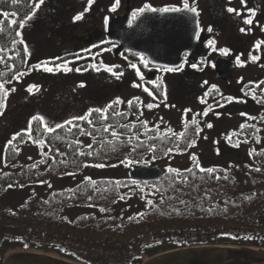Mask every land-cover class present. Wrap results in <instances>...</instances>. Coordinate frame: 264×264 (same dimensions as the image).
<instances>
[{
  "label": "trees",
  "instance_id": "16d2710c",
  "mask_svg": "<svg viewBox=\"0 0 264 264\" xmlns=\"http://www.w3.org/2000/svg\"><path fill=\"white\" fill-rule=\"evenodd\" d=\"M38 2L0 0V12L12 14L19 26ZM0 28L5 31L0 46L2 71H8L0 80L7 82L23 68L15 57L20 51L8 40L10 24L3 22ZM139 68L145 71L149 65L141 61ZM151 90L162 97L160 85ZM231 94L240 103L253 101L242 115L241 125L246 127L241 130L240 126L230 139L236 153L231 155L242 151L243 159L226 157L213 165L199 158L202 129L197 121H187L174 130L160 129L145 119L135 102L111 104L106 120L92 112L52 132L33 120L31 138L22 132L4 150L0 264L15 253L40 254L72 264H144L189 248L264 250V83ZM193 140L194 146L188 147ZM25 145L36 148L39 158L17 166ZM172 160L174 164L181 160V165L173 166ZM162 162H167L164 175L155 184L120 177L82 180L64 189L43 187L63 176L79 175L88 167L133 169ZM100 164L104 167L95 166ZM37 189L45 191L37 194Z\"/></svg>",
  "mask_w": 264,
  "mask_h": 264
},
{
  "label": "rangeland",
  "instance_id": "374dc122",
  "mask_svg": "<svg viewBox=\"0 0 264 264\" xmlns=\"http://www.w3.org/2000/svg\"><path fill=\"white\" fill-rule=\"evenodd\" d=\"M55 1L59 5L58 0H43L40 7L38 9L35 8V15L31 13L30 16H32V19L21 29L25 36L24 44L28 48L29 53L28 65L25 70L23 68V70L20 71H24L25 74L21 76L19 80L12 79L17 74H13V77L7 82H2L0 80V83L5 85V89L9 90L8 96L4 101L5 106L0 110V172L6 169L3 165L5 145H7L9 141H13L12 138L17 133L26 132L29 128V121L32 123V121L35 120L33 117H42L44 124L56 129L55 126L57 124L64 125L67 124L65 123L66 121H77L73 118L83 116L89 112L90 109H105L106 106L113 104L117 98L123 101L120 103L121 105H129L128 101L138 103L140 110L143 111L142 115H144L145 119L160 129L165 128L167 130H174V127L181 126L183 123L192 120V117L195 116L196 121L200 124L202 129V135L198 141V148L201 149L199 158L205 161V163L213 165L222 162V159L226 157L237 158L239 161L243 159L244 154H242L241 149V152L235 157L231 155L236 153L232 148L229 137L231 138V136L236 134L239 130L243 120L242 113H245L244 108H251L250 105L253 101L249 99L240 103L238 100L234 99L228 102L226 98H235L231 92H241L245 86L257 84L246 82L234 83L228 85L227 89L217 82L205 79V69L196 71L199 73L198 75L188 66L178 71L159 72L156 77L147 81L142 75V70L139 68L141 61L129 60L123 57V55H119L117 59H113L110 49L98 47L92 50V53H94L93 55H91V53H86L83 56V69L87 68L88 70H83L82 84L84 86L81 87V94L78 93V96H76L73 92L74 89H72L74 88L73 76L69 78L70 81L67 83H65L64 80V77L69 73L67 75L56 76V79H51V72L35 70L33 68L34 65L42 61L51 63V58L56 59L57 62L64 61L58 58L60 52V50H58L60 47L59 42H49L50 40L47 39L43 32L40 33V30L44 28L42 25L43 21ZM107 1L111 0H93L91 5L104 2L108 7ZM121 2L120 9L124 7V0ZM130 2V12H135L145 5H149L151 8L155 9L165 7L181 9L184 8L187 2L190 8L197 9L199 25L204 32L213 23L209 16L210 12L208 7L212 4H221L223 0H130ZM73 4L78 14L83 13L82 20L84 26H89L92 20L89 19L91 17V5L89 6L88 0H73ZM86 8L88 9L87 11H85ZM119 14H121V11L116 15H112L110 12L102 14L98 17V20L101 22L99 27L102 26V23L105 25L107 22L112 21ZM10 17L13 18L12 14L6 18L3 13L0 12V26ZM72 18L73 16L68 18L67 23H71ZM260 19L261 16L257 17V14H255L253 17L254 21H252L251 25L257 27V24L260 25ZM232 34L234 33L232 32ZM217 38V35L214 34L212 37L214 44ZM51 39L56 40V38ZM220 42H223L221 37ZM92 64L97 65L100 70L97 71L89 67V65ZM133 64L136 65L135 68L130 66ZM113 65L118 66L114 68L115 72L122 73L118 79L116 76L104 70L105 66ZM46 66H48V64ZM242 66L246 67L247 75L254 76L262 74L264 73V55L260 57L256 66L255 64L252 66L243 64ZM138 68L142 72L139 76L137 75ZM7 72L8 71H2V66H0V79L6 75ZM240 73L241 71L237 72L236 76L239 77ZM141 77H143V79H141ZM145 80L149 83L148 85L145 84ZM205 81H207V84L204 83ZM30 85H38L39 91L34 90L33 93L30 94L27 91ZM159 85L161 86V98L156 97L151 92V88L158 87ZM213 85L215 89H213ZM11 89H15V91H11ZM145 89L148 91H145ZM149 92H151L152 95H149ZM205 93H207V96H205ZM134 97H138L139 99L134 100ZM201 100L204 102L202 103ZM148 103L153 104L152 109L146 107ZM209 109L211 110L208 111ZM185 110L190 111L186 112ZM205 111H208L206 116L203 115ZM208 123H211L213 126L208 128ZM38 158L39 152L37 149L25 145L20 150L16 164L17 166L26 165L34 162ZM180 161L181 160L174 164V160H172L171 164H173V166H179L181 165ZM185 162L187 161H184V163ZM166 164L167 162H162V164L156 166L162 169L163 165ZM130 170L131 169L124 168L102 169L88 167L79 175L63 176L43 187L47 186L49 190L64 189L72 187L82 180L127 177ZM43 191L41 189L35 190L37 194H42Z\"/></svg>",
  "mask_w": 264,
  "mask_h": 264
},
{
  "label": "flooded vegetation",
  "instance_id": "af4514ba",
  "mask_svg": "<svg viewBox=\"0 0 264 264\" xmlns=\"http://www.w3.org/2000/svg\"><path fill=\"white\" fill-rule=\"evenodd\" d=\"M58 1H59V5L55 1L54 5L48 11V14L46 15V18L44 19L42 24L44 28L40 30V33L43 32V34L47 37V39L50 40L49 42L52 41L59 42L60 47L58 50H60V52L58 54V58L59 60H64L63 62H57L56 59L51 58L50 60L52 62L47 63L48 67L60 65L66 61H71L73 63V66L72 63L68 65L73 69V71L51 72L50 73L51 79H56V76L67 75L69 73L67 76L64 77L65 83L70 81L69 78L73 76L74 88L72 89H74L73 92L75 93V95L78 96V93L81 94L80 85L82 84V73H83L82 60L84 54L91 53V55H93L94 53H92L93 52L92 50H95L98 47H104L110 49L111 53L116 48L115 44L107 42L105 38L106 26L108 22L105 25L102 23V26L99 27V24L101 22L98 20V17H100L102 14L106 12H110L112 15H116L119 11H121V14L116 16L113 20L122 17L125 15L126 3L127 2L129 3V8H130L131 2L130 0H124V7L122 9H120L122 0L107 1L106 3L109 5L108 7L104 2H101V4L99 2L98 4L91 5V10H90L91 17L89 19H91L92 22L89 26H84L82 19L74 21V17L76 16L77 9L73 4V0H58ZM114 5H115V10L113 11L112 9ZM229 7L239 11L241 15L237 16L235 12L232 13L228 12L227 9ZM208 10L210 12L209 16L213 21L212 25L209 27L211 28V31H209L208 28L203 32L201 30V26L199 25V37L202 36L204 38L208 57L204 60L191 61L188 55H184L183 56L184 62L182 68L188 66L198 75L199 73H197L196 71H200V69H205L206 70L205 79L213 82H217L225 86L227 89H228L227 87L228 85L234 83H243V82L251 83V84L264 83V73L250 76L247 75L246 67L242 66L243 64H248L251 66L255 64L256 66L257 63L259 62L260 57L264 55V0H244L243 4L241 3V0H223L221 4L218 3V5L217 4L210 5L208 7ZM132 14L133 12H129L130 20L132 19ZM196 14L198 16V22H199V15L198 13ZM255 14H257V17L261 16L259 22L260 25L257 24V27H255L251 24L244 23V20L248 18L254 21L253 17L255 16ZM71 16H73L72 22L67 23L68 18H70ZM7 20H15V18L10 17ZM133 22L134 20L132 21V23ZM10 27L11 30L9 33L10 35L8 40L11 41L12 47L15 48V51L17 52L20 51V54L15 55V57L18 58L19 60L18 65H20L25 70L26 66L28 65V55H25L24 53L25 44L20 43L21 40L25 41V36L22 33L19 26H17V24L15 25L10 24ZM241 28L246 29V31L241 32ZM3 31L4 30L0 28V46L3 44L5 40V38L3 37ZM17 31H20L21 33L20 36L16 35ZM232 32L234 34H232ZM214 34H216L218 37L217 40H215L214 46L217 49L228 48L230 50L229 55L227 56L220 55L219 52H213L211 48L208 47V41H213L212 37ZM220 37L223 39V42H220ZM51 38H56V40H52ZM257 45H259V47H257ZM85 50H89V51H85ZM121 55H123V57L129 60H132L131 56L135 57V60H138V58L142 57V56L132 55L129 53H123ZM237 56L240 57L239 63H237L236 61ZM252 56H256L258 57V59L253 60L251 59ZM219 57L230 59L234 63V68L230 71V74L221 78H218L215 75L212 66L214 65V61ZM144 60L147 61L145 58ZM193 63H197L198 68H193L191 66ZM0 66H2V61H0ZM76 68H80L82 69V71L77 72L75 71ZM137 70H139V68ZM162 71L164 70L159 68H152L149 65V68H146L145 71H142L143 72L142 75L146 79V77L150 73H153L154 74L153 78H154L156 77L157 73ZM239 71H241V73L240 76L237 77L236 74ZM139 72L142 73L140 70ZM144 82L147 85L149 84L148 82H146V80Z\"/></svg>",
  "mask_w": 264,
  "mask_h": 264
},
{
  "label": "water",
  "instance_id": "95a60500",
  "mask_svg": "<svg viewBox=\"0 0 264 264\" xmlns=\"http://www.w3.org/2000/svg\"><path fill=\"white\" fill-rule=\"evenodd\" d=\"M161 9V8H156ZM160 12L145 10L130 25L129 3L125 15L107 23L105 38L116 45L113 59L123 53L142 56L150 67L163 69L183 65L184 55L191 61L206 59L208 53L199 32L197 14L189 11ZM203 59V60H204ZM214 73L218 78L230 74L232 60L219 57L214 61ZM150 73L146 80L153 78ZM164 175L161 168L140 166L131 169L127 177L137 183L150 185L159 182ZM4 264H71L40 254L15 253ZM144 264H264V250L238 247H199L173 251L156 256Z\"/></svg>",
  "mask_w": 264,
  "mask_h": 264
},
{
  "label": "snow or ice",
  "instance_id": "6c2138e0",
  "mask_svg": "<svg viewBox=\"0 0 264 264\" xmlns=\"http://www.w3.org/2000/svg\"><path fill=\"white\" fill-rule=\"evenodd\" d=\"M12 2H13V3H16V0H12ZM92 2H93V0H88L89 6L92 4ZM42 3H43V0H39V2L36 4V9H38ZM241 3L243 4V3H244V0H241ZM146 9L149 10V11H153V12H155V11H160V12H177V11H181V10H182V9H178V8H167V7H165V8H161V9H155V8H151L149 5H145L143 8H141V9H139V10L133 12V14H132V19L129 20V24H131L132 21L135 20L136 17H137L138 15H140L141 13H143ZM87 10H88V9L86 8L85 11H87ZM112 10H113V11L115 10V5L113 6V9H112ZM183 10H184V11H189V12H191V13H193V14H196V13H197V9H196V8H190V7L188 6L187 2L185 3V5H184V9H183ZM227 11L230 12V13L235 12V14H236L237 16H240V15H241V13H240L239 11H237V10L231 8V7H229V8L227 9ZM3 15H4L6 18L9 16V14H8L7 12L3 13ZM33 15H35V9L33 10ZM82 17H83V13L77 14V15L74 17V21H75V20H80V19H82ZM31 19H32V16H27V17H25L24 19H21V20L18 22V23H19V28H20V29H23V28L25 27L26 23H27L28 21H30ZM4 22L9 23V24H12V25L17 24V21H16V20H5ZM244 23H245V24H251V23H252V20H251L250 18L245 19V20H244ZM197 27L199 28V26H197ZM208 30L211 31V28H209ZM244 31H246V29L241 28V32H244ZM16 35H17V36H20V35H21L20 31H17V32H16ZM196 38H197V39L199 38V32L196 33ZM14 43H15V41H14ZM20 43H24V41L21 40ZM208 47L211 48V50H212L213 52H219V54H220V55H223V56H227V55H229V52H230V50H229L228 48H219V49H217V48L214 46V41H208ZM257 47H259V45H257ZM85 51H89V50H85ZM24 53H25V55H28V54H29V53H28V48H27L26 46H25V48H24ZM57 59H58V58H57ZM201 59L203 60L204 58H201ZM251 59L256 60V59H258V57H256V56H252ZM2 60H3V57H0V61H2ZM141 61L145 64V66H147V61H145L143 57H141ZM236 61H237V63L240 62V57H239V56L236 57ZM47 63H48V62H44V61H42V62H40L39 64L34 65L33 68H34L35 70H43V71H46V72H57V71L70 72V71H73V69H72L71 67L68 66L70 63H72L71 61H66V62H64V63H62V64H60V65H55V66H53V67H48V66H46ZM130 66L133 67V68L136 67V65H134V64H133V65H130ZM182 66H183V65H180V66H173V67L164 66L163 70H164V71H178V70H180V69L182 68ZM191 66H192L193 68H198V64H197V63H193ZM212 66L214 67L215 65H212ZM89 67L94 68V69L97 70V71L100 70V68L97 67V65H95V64L89 65ZM116 67H118V66H115V65H113V66H105V69H104V70H106V71H108L109 73H111L112 75L116 76V78L118 79V78L122 75V73L115 72V71H114V68H116ZM83 70H84V71H87L88 69L85 68V69H83ZM75 71L80 72V71H82V69H80V68H76ZM24 74H25V73H23V72H19V73H17V75L14 76L12 79L19 80V78H20L21 76H23ZM137 75H138V76L140 75L139 70H137ZM141 79H143V77H141ZM204 83L207 84V81H205ZM83 86H84L83 84L80 85V87H83ZM134 86H136V85H134ZM212 87H213V89H215V86H214V85H213ZM34 90H35V91H39V86H38V85H30V86L28 87V89H27V91H28L30 94H32ZM11 91H15V89H11ZM145 91H148V90L145 89ZM8 92H9V90L5 89V85H4L3 83H0V110H2V109L4 108V106H5V105H4V101L6 100V98H7V96H8ZM149 95H152V93L149 92ZM205 96H207V93H205ZM133 99H134V100H138L139 98H138V97H134ZM226 99H227L228 102H231V101L234 100L235 98H234V97H227ZM122 102H123V101H121L120 98H117L116 101H115L114 103H117V104H118V103H122ZM201 102L203 103L204 101L201 100ZM128 103H129V105H131V104H132V101H128ZM110 107H112L111 104L108 105V106H106L105 109H90V110H89V113H87L85 116H77V117H74L73 119H74V120H84V119H86L88 116H90V114H91L92 112H99V113L102 114V117H101V118L104 119V120H106V119H107V108H110ZM146 107H147L148 109H152V108H153V104H152V103H148V104L146 105ZM221 107H222V105H221ZM210 110H211V109H209L208 111H210ZM185 111L187 112V111H190V110H185ZM208 111H205V112L203 113V115L206 116V115L208 114ZM114 114H116V115H120L119 113H114ZM242 115H246V114L242 113ZM249 118H250V119H254V117H249ZM33 119H39V120L41 121V123L44 124V121H43V118H42V117H33ZM192 122H193V124L196 123V117H195V116L192 117ZM65 123H71V122H70V121H66ZM88 123H91V120H90V119L88 120ZM145 123H146V122H145ZM62 126H63V125L57 124L55 127H56V128H60V127H62ZM212 126H213V125H212L211 123H208V124H207V127H208V128H211ZM44 127L46 128V131H48V132H52V131H54V128H53L52 126H49V125L44 124ZM245 127H246V125H241V130H243ZM104 130H105V131H108L109 128L106 127ZM200 131H201V129L197 128V134H199ZM26 132H27V134L29 135V138H31V132H32L31 121H29V128L26 130ZM19 135H20V133H17L15 136H13L12 139L15 140V139H16V136H19ZM112 135L115 137V136L117 135V133L113 130V131H112ZM230 139H231V138L229 137V140H230ZM11 144H12V141H9L8 144L5 145V147H6V148L9 147V146H11ZM194 144H195V141L193 140L191 143L188 144V147H192V146H194ZM88 147H91V145H88ZM168 151L171 152L172 150L169 149ZM81 154H83V153H81ZM250 154H251V153H250ZM88 155H91V153H88ZM191 158L193 159L194 162H196V157H195L194 154H193V156H192ZM95 166H97V167H104L103 164L95 165ZM197 167H199V164H198V163H197ZM169 170L172 171V169H169ZM201 170H202V171H207L208 173H211V172L214 171V169H211V168H209V169H203V168H202ZM175 171L178 172L179 170L177 169V170H175ZM257 171H259V169H257ZM10 187H11V185H10Z\"/></svg>",
  "mask_w": 264,
  "mask_h": 264
}]
</instances>
